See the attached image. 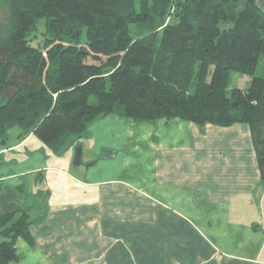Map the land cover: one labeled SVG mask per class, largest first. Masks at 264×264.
Returning <instances> with one entry per match:
<instances>
[{
	"label": "trees",
	"instance_id": "obj_1",
	"mask_svg": "<svg viewBox=\"0 0 264 264\" xmlns=\"http://www.w3.org/2000/svg\"><path fill=\"white\" fill-rule=\"evenodd\" d=\"M4 2L0 146L17 128L60 155L107 115L242 123L264 181V74H256L264 11L256 0ZM232 72L248 75L246 86L228 89ZM103 150L98 158L109 156ZM32 209L0 211V264L18 259V238L32 242L30 225L43 219Z\"/></svg>",
	"mask_w": 264,
	"mask_h": 264
},
{
	"label": "crops",
	"instance_id": "obj_2",
	"mask_svg": "<svg viewBox=\"0 0 264 264\" xmlns=\"http://www.w3.org/2000/svg\"><path fill=\"white\" fill-rule=\"evenodd\" d=\"M33 136L17 129L0 146V211L45 188L35 178L50 167L39 141L22 149ZM85 137L93 167L48 201L32 242L18 238L7 264H264V181L247 125L107 115ZM103 149L109 156L98 158Z\"/></svg>",
	"mask_w": 264,
	"mask_h": 264
},
{
	"label": "rangeland",
	"instance_id": "obj_3",
	"mask_svg": "<svg viewBox=\"0 0 264 264\" xmlns=\"http://www.w3.org/2000/svg\"><path fill=\"white\" fill-rule=\"evenodd\" d=\"M7 15H8L7 6L5 5L4 0H0V32L3 28V25L6 23ZM256 74H258V75L264 74V57H262L258 62ZM245 77L249 79L248 75H243V74H240L238 72H232L230 75L228 89H231V88L237 87V86H239V87L246 86V84L248 82L246 81ZM16 131H17V128L10 129L9 138L11 136L13 137L16 134ZM31 139L32 140H30L27 144H25L22 149L33 148L36 146V144H34L33 141H39V144H37L36 149L38 151H42V152L44 151L45 152L44 154H46V156H47L46 162H47V164H49L50 167H47L45 169L44 173H43V169L39 170L40 173L38 172V174L35 177V178H37V180H39L38 184L42 183V186L43 185L45 186V188L42 189L43 191L42 190L39 191L38 194L35 192L29 191L28 193H29L30 197L27 199L28 201L26 202L22 199L18 203V206L21 207L22 204H25V205L34 204V209L36 208L35 211H39L40 216H43L42 218L44 219L48 213V204H49L48 201L54 197H60L61 199L62 198L64 199V194H66L65 192H69V193L72 192L71 187L73 185H76L75 177L76 176L81 177L80 173L82 171L85 172L86 169L89 170L93 167V165H90L87 168L85 166V163H87V161H89V160H87V158L91 157L93 155V148H92L93 146L91 143L87 144L86 140H88V139H87V137H84V140H82L84 143V146L82 149V154H81L82 164L74 166L72 164V160H73L75 146H70L62 154L58 155V154H54L53 152H50L49 150H47L44 143L39 138H37L36 136H33ZM89 139H91V138H89ZM12 141H13V139H12ZM31 143H33V145H30ZM20 150H21V148H20ZM104 152L105 151H103V153ZM101 157H102V155H101ZM104 176H108V175L104 174ZM49 181H52V182L49 183ZM0 182H1L2 190H3L5 188L7 181L4 183L0 180ZM56 190H58V191L60 190L61 192H63V191L64 192H63V194H61V192L57 193ZM33 197H36L34 200H36L37 202H42V204L41 203L38 204V203L34 202ZM57 202H54L53 205H59V203H57ZM34 209H32V212L34 211ZM36 215H38L37 212H36Z\"/></svg>",
	"mask_w": 264,
	"mask_h": 264
},
{
	"label": "water",
	"instance_id": "obj_4",
	"mask_svg": "<svg viewBox=\"0 0 264 264\" xmlns=\"http://www.w3.org/2000/svg\"><path fill=\"white\" fill-rule=\"evenodd\" d=\"M81 154H82V144L79 143L78 145L75 146V149H74V155H73V160H72V164L74 166L82 164ZM91 164H92V161L85 163V166L88 167Z\"/></svg>",
	"mask_w": 264,
	"mask_h": 264
}]
</instances>
